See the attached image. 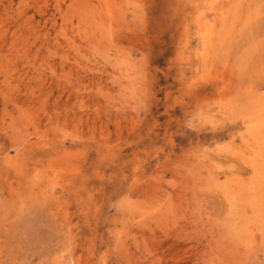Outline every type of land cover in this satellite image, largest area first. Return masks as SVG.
<instances>
[{"label": "rangeland", "instance_id": "rangeland-1", "mask_svg": "<svg viewBox=\"0 0 264 264\" xmlns=\"http://www.w3.org/2000/svg\"><path fill=\"white\" fill-rule=\"evenodd\" d=\"M0 264H264V0H0Z\"/></svg>", "mask_w": 264, "mask_h": 264}]
</instances>
